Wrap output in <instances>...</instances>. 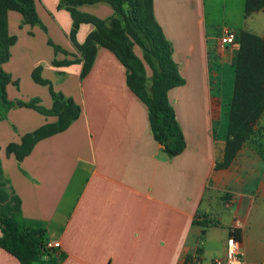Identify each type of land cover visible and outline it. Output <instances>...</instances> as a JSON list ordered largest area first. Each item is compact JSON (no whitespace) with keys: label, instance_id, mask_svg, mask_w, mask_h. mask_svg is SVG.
Masks as SVG:
<instances>
[{"label":"crops","instance_id":"crops-1","mask_svg":"<svg viewBox=\"0 0 264 264\" xmlns=\"http://www.w3.org/2000/svg\"><path fill=\"white\" fill-rule=\"evenodd\" d=\"M209 1L219 3L221 24H209L206 0L153 2L155 20L186 81L168 92L187 143L177 157L156 141L148 108L130 89L127 69L112 51L100 47L85 77L78 59L56 67L50 51L43 55L47 35L42 28L23 24L19 12L9 11V34L17 41L3 66L11 76L7 96L14 103L7 119L22 132L9 144H20L26 134L57 121L16 99V84L23 90L22 65L28 66L32 98L44 93L45 86L32 75L41 67V77L81 108L66 131L37 142L23 160L7 152L0 159L22 202L20 229L43 228L47 241L60 243L33 264H182L196 252L209 262L225 257L230 236L241 242L249 262H264V160L243 147L228 169H216L224 156L232 102L221 90L222 68L235 67L238 58L237 50L218 48V37L225 28L263 36L264 11L247 15L246 0L236 10L228 0ZM54 2L52 9L47 0H35L42 22L40 6L50 14L58 9L64 31L73 28L71 12L59 7L61 0ZM77 10L101 20L115 14L106 2ZM94 30L93 24L82 23L77 43L84 44ZM223 116L228 125L220 137L216 129L223 128ZM0 264L21 263L0 248Z\"/></svg>","mask_w":264,"mask_h":264},{"label":"trees","instance_id":"trees-1","mask_svg":"<svg viewBox=\"0 0 264 264\" xmlns=\"http://www.w3.org/2000/svg\"><path fill=\"white\" fill-rule=\"evenodd\" d=\"M98 2L111 5L122 20L115 18L107 24L105 20L77 10L79 6ZM153 2L154 0H61L59 7H66L71 12L74 20L73 35L82 23L95 26V30L82 45L75 42L72 36L82 56V77L91 71L100 47L112 51L127 69L130 89L148 108L156 141L168 155L177 157L185 151L187 143L175 111L169 104L168 92L183 86L186 81L179 74L177 64L172 58L171 44L155 20ZM261 10L264 11V0H246L247 15ZM9 11L19 12L23 16V24L42 25L35 0H0V122L3 113L14 106L7 96L11 76L3 68L10 60L11 47L17 41L15 36L9 34ZM237 39L240 49L235 68L227 139L223 160L217 163V170L228 169L247 143L253 144V149L264 160V145L255 140L260 122L264 118V35L242 31L237 34ZM132 42L144 50L145 60L153 70L150 94L145 88L143 64L133 52ZM54 64L61 66L58 61ZM32 75L37 83L49 87L53 106L48 110L36 102L22 105L45 116H55L57 121L26 134L20 144L8 145L7 154L15 155L19 161L31 153L37 142L66 131L81 115V108L73 99L56 92L51 82L41 77V68L34 70ZM21 204V199L14 192L10 180L5 177L0 163V248L17 258L21 264H33L41 254L48 251L46 230L20 229L17 217L21 213ZM208 224V221L202 223L205 228Z\"/></svg>","mask_w":264,"mask_h":264},{"label":"rangeland","instance_id":"rangeland-1","mask_svg":"<svg viewBox=\"0 0 264 264\" xmlns=\"http://www.w3.org/2000/svg\"><path fill=\"white\" fill-rule=\"evenodd\" d=\"M54 1L53 0H47V4H50L52 6V9L55 7V4H56V2H54ZM206 1H207L206 12H207L209 24L210 25H213V23L221 24L223 15H222V10L219 7V3L218 4L216 3L213 5L210 3L209 0H206ZM98 3H102V2H98ZM98 3L85 4V6L96 5ZM240 4H241L240 0H228V7L229 8H234L236 10L237 8H239ZM82 6H84V5H82ZM79 7H81V6H79ZM79 7H77V8H79ZM125 8H126V10H128L127 5H125ZM57 10L58 9H56L55 11H52L51 12L52 14H50V13H48V11H46V9H44V7L40 6V11L42 13V16H43L45 23H43L41 20L42 25H39V26L42 28L44 33L47 35V38L45 39V41H46L45 48L42 50L44 51L43 55L45 57H47L48 51L51 52V56L53 57L52 58V62H53L52 64H54L55 61H58V60H56L57 59L56 57L64 56V60L58 61V62H61V66H59V67H68L69 65L74 64V62H76L77 59H78L77 62L82 61V56H81V53L79 52V50L77 49L78 55L80 56V58H77L76 57L77 50L74 51V48L76 47L75 42L77 41L76 40L77 39V33L75 35H73V33H72L73 28H66V31L63 30V28L60 26V23L58 22V20H60L63 25L65 24V21L61 15V13L58 12ZM115 18L122 20V17H120L117 13H115L112 17H110L109 19H106L105 21H107V24H110L111 21ZM49 28H50V30H48ZM248 32H250V31H248ZM72 36L75 38V42H74ZM16 39H17V37H16ZM132 44H133V46H132L133 52L136 54V56L140 59V61L143 64V70H144V76H145V88L150 94L151 90H152V86H153V79H152L153 78V70L149 67V65L147 64V62L145 60L144 50L141 47H139L135 42H132ZM237 52L239 54V50H237ZM65 56H67V58H69V59L71 57V59L68 61ZM237 62H238V58H237ZM54 66H55V64H54ZM236 66H237V63L235 65V67L234 66H231V67L226 66L224 68V70L222 68L221 90H222V93L224 92V100H226L227 102L232 100L231 97H232V93H233V89H234V83H235V68H236ZM27 67H28L27 65L21 66L22 72L20 74V77H21L20 86L22 85L21 88L23 90L20 92V90L18 88L19 86L16 84V89L13 92V93H15L14 95H15L16 99L22 103H23V101L36 102L37 104H39L40 106H42L44 108L49 107V97L51 96L50 98H52L51 91H50L49 87H46L45 85H43L45 87H42V90H44V93L42 92L41 98H32L30 95H28V93H27L28 87L26 86V81H27V78L29 79L30 75L26 71ZM38 68L40 69L41 67H38ZM38 68H35V70ZM52 101H53V99H52ZM230 105H231V103H230ZM2 116H3L2 120H4V122H2L3 125L0 126V159H2V156H5L9 143L11 141H13L11 139H13V137H15V139L20 140L19 134L22 133L19 127L11 124L10 119L9 120L7 119L8 118L7 112H4ZM23 118H25V120H29L26 117H23ZM223 118H224L223 128L222 129H216V133H217V135H220V137L223 135V131L225 130L226 125H228L227 118L225 116H223ZM255 140L257 141L258 144L262 143L264 145V118L260 122V125L258 127V134H257ZM252 146H253V144H250V143H247L246 145H244V147H247L250 150L252 149L253 151H255L253 149L254 146L253 147Z\"/></svg>","mask_w":264,"mask_h":264},{"label":"built area","instance_id":"built-area-1","mask_svg":"<svg viewBox=\"0 0 264 264\" xmlns=\"http://www.w3.org/2000/svg\"><path fill=\"white\" fill-rule=\"evenodd\" d=\"M217 46L220 50L232 48L240 49V43L237 39V34L231 28H225L218 37ZM59 242H46V249L59 248ZM182 264H264V262L251 263L246 259L245 253L242 249L241 242L234 236H230L227 240L226 255L223 258H214L207 261L200 253H193L186 257Z\"/></svg>","mask_w":264,"mask_h":264}]
</instances>
